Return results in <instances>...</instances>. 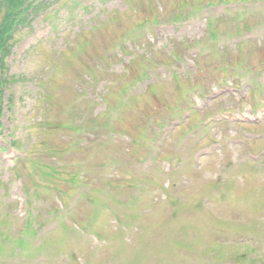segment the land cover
<instances>
[{"label": "rangeland", "instance_id": "rangeland-1", "mask_svg": "<svg viewBox=\"0 0 264 264\" xmlns=\"http://www.w3.org/2000/svg\"><path fill=\"white\" fill-rule=\"evenodd\" d=\"M261 1L45 0L27 14L0 85V139L23 149L0 151V264H264Z\"/></svg>", "mask_w": 264, "mask_h": 264}, {"label": "trees", "instance_id": "trees-1", "mask_svg": "<svg viewBox=\"0 0 264 264\" xmlns=\"http://www.w3.org/2000/svg\"><path fill=\"white\" fill-rule=\"evenodd\" d=\"M0 1H1L0 3V11H1L0 12V17H1L0 29L2 28L6 29L5 30V34H6L8 30L11 31L12 26L18 20L20 13L19 11H17L18 3H16L14 0H11L10 2H7L6 0H0ZM1 40L2 38H0V41Z\"/></svg>", "mask_w": 264, "mask_h": 264}]
</instances>
